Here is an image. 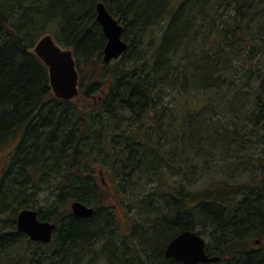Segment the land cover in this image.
Instances as JSON below:
<instances>
[{"label":"trees","instance_id":"1","mask_svg":"<svg viewBox=\"0 0 264 264\" xmlns=\"http://www.w3.org/2000/svg\"><path fill=\"white\" fill-rule=\"evenodd\" d=\"M98 3L128 46L108 64ZM44 34L72 51L83 101L53 97ZM5 147L0 264H179L164 249L185 231L220 259L198 264H264V0H0ZM24 209L56 224L49 244L17 231Z\"/></svg>","mask_w":264,"mask_h":264},{"label":"water","instance_id":"2","mask_svg":"<svg viewBox=\"0 0 264 264\" xmlns=\"http://www.w3.org/2000/svg\"><path fill=\"white\" fill-rule=\"evenodd\" d=\"M96 22L105 38L102 62L108 64L118 59L128 46L121 38L122 26L102 3L96 5ZM33 53L48 69L49 85L54 97L62 101L75 98L78 94V74L72 52L61 49L51 36L46 35L36 43ZM70 209L76 217L88 218L93 214L92 208L77 201L71 203ZM16 229L32 242L47 244L52 240L56 224L39 220L36 211L24 209L17 215ZM164 256L180 264L215 263L220 260L208 256L204 240L191 231H185L171 240L165 248Z\"/></svg>","mask_w":264,"mask_h":264},{"label":"rangeland","instance_id":"3","mask_svg":"<svg viewBox=\"0 0 264 264\" xmlns=\"http://www.w3.org/2000/svg\"><path fill=\"white\" fill-rule=\"evenodd\" d=\"M225 16H231V12H226L225 13ZM45 35V34H44ZM47 35V34H46ZM132 58V55L131 54H127L126 55V59H130ZM85 89H86V86H85ZM72 101H75V102H80V101H83V97L82 95L81 96H77L75 99H73ZM166 101H168V99H166ZM168 103V102H167ZM237 111V110H236ZM9 150V147H5L2 151H0V175L1 173L4 171L5 169V166H6V154H7V151ZM221 158L218 157V159L216 161H212L211 162L209 161L210 164H213L212 165V168L214 169L215 172H212L215 174V177H213L214 179L216 180H222L224 179L225 181L227 182H230L229 179L225 178V176L220 172L221 169H224L222 166H221ZM104 168V167H103ZM221 168V169H220ZM75 172H79L77 171V169L75 170ZM209 176V175H208ZM204 177V181H207V179H210L209 177ZM232 181V180H231ZM243 181V179L240 178H237L235 180V182H241ZM140 185H143V183H139V186ZM199 186V184L197 185V187ZM219 188H222V186L219 184L218 185ZM107 190V189H106ZM108 191V190H107ZM109 195H107V198H108ZM45 199V196H42L40 197V201L38 203H36L37 205L34 207V208H38V207H41L42 205V209H45V210H48L47 209V205L45 204L46 201L44 200ZM116 222L115 224L118 226V229L121 231V233L123 234H126L128 232V223H129V220H127V217L124 213V211L122 209H120L119 211H117V217H116ZM112 227V226H111ZM113 228V227H112ZM112 232H114V229H112ZM115 234V233H114ZM113 235V234H112ZM119 235L121 236V234L119 233ZM117 236V235H116ZM202 237L205 239V242L206 244H210L211 243V238L209 237L208 233L207 232H204ZM113 240H116V238L113 237Z\"/></svg>","mask_w":264,"mask_h":264},{"label":"bare ground","instance_id":"4","mask_svg":"<svg viewBox=\"0 0 264 264\" xmlns=\"http://www.w3.org/2000/svg\"><path fill=\"white\" fill-rule=\"evenodd\" d=\"M42 210H44V211H47V210H45V209H42ZM36 211V210H35ZM37 212V211H36Z\"/></svg>","mask_w":264,"mask_h":264}]
</instances>
